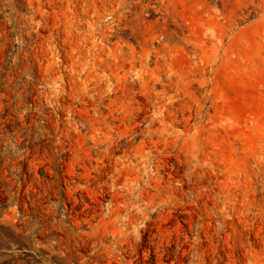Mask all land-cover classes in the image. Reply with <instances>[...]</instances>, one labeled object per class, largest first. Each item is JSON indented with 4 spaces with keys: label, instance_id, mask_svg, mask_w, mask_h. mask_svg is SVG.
<instances>
[{
    "label": "rangeland",
    "instance_id": "1",
    "mask_svg": "<svg viewBox=\"0 0 264 264\" xmlns=\"http://www.w3.org/2000/svg\"><path fill=\"white\" fill-rule=\"evenodd\" d=\"M0 264H264V0H0Z\"/></svg>",
    "mask_w": 264,
    "mask_h": 264
}]
</instances>
